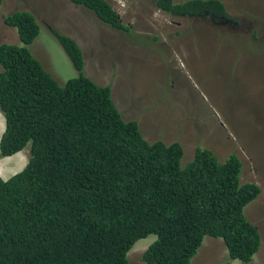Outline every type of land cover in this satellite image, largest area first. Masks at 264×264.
Here are the masks:
<instances>
[{
	"label": "trees",
	"instance_id": "trees-1",
	"mask_svg": "<svg viewBox=\"0 0 264 264\" xmlns=\"http://www.w3.org/2000/svg\"><path fill=\"white\" fill-rule=\"evenodd\" d=\"M70 1L129 30L105 0ZM154 6L172 17L231 20L219 0ZM4 23L18 42L0 45V158L27 146L29 156L21 172L0 177V264H128L134 244L150 235L144 264H190L205 237L222 239L229 260L252 261L261 234L243 211L260 188L241 183L236 155L219 161L197 147L181 168V144L148 142L136 120H123L110 85L83 74L72 38L51 31L78 74L60 84L31 51L41 32L35 17L16 11Z\"/></svg>",
	"mask_w": 264,
	"mask_h": 264
},
{
	"label": "rangeland",
	"instance_id": "rangeland-1",
	"mask_svg": "<svg viewBox=\"0 0 264 264\" xmlns=\"http://www.w3.org/2000/svg\"><path fill=\"white\" fill-rule=\"evenodd\" d=\"M105 1L128 31L110 28L70 0H2L0 45L18 42L4 17L27 11L41 29L31 51L44 69L60 84L78 76L51 31L72 38L82 50L83 74L110 85L123 120H136L148 142L181 144V168L197 147L219 161L236 155L241 183L260 188L244 215L262 238V250L249 264H264V0H219L231 23L172 17L157 10L154 0ZM258 26L262 42L255 45L251 31ZM4 128L0 114V137ZM28 148L19 152L23 158L2 159L9 174L0 167L4 179L24 169ZM154 240L150 235L136 242L128 264H144L141 255ZM197 252L190 264H243L227 260L219 238L205 237Z\"/></svg>",
	"mask_w": 264,
	"mask_h": 264
},
{
	"label": "clouds",
	"instance_id": "clouds-1",
	"mask_svg": "<svg viewBox=\"0 0 264 264\" xmlns=\"http://www.w3.org/2000/svg\"><path fill=\"white\" fill-rule=\"evenodd\" d=\"M169 15V14H168ZM228 20H226V22H227ZM83 61H84V59H83ZM71 62V61H70ZM72 64V63H71ZM73 66V65H72ZM74 68V67H73ZM74 70H75V68H74ZM76 71V70H75ZM87 77V76H86ZM1 114V113H0ZM2 115V114H1ZM3 117V116H2ZM3 120H4V118H3ZM4 124H5V120H4ZM21 152V151H20ZM15 155V154H14ZM13 156V155H12ZM19 157H22V155H21V153H19L18 152V154L16 153V158L18 159ZM6 158V157H5ZM23 158V157H22ZM2 159L3 158H0V167L5 171V173H6V170H5V167H4V165L2 164ZM26 165H27V161H26ZM25 168V167H24ZM21 172V171H20ZM241 172H242V168H241ZM2 173H3V171H2ZM7 174V173H6ZM7 175H9V174H7ZM6 175V176H7ZM14 176V175H13ZM1 178H5L4 177V174L2 175V176H0ZM8 179V178H7ZM7 179H4V180H7ZM248 183H251V182H248ZM255 184V183H254ZM257 185V184H256ZM258 186V185H257ZM254 201V200H253ZM251 203V202H250ZM249 203V204H250ZM245 209V208H244ZM243 213H244V211H243ZM245 217H246V214H245ZM248 220V219H247ZM251 222V221H250ZM252 223V222H251ZM253 224V223H252ZM255 227H256V225L255 224H253ZM257 228V227H256ZM258 229V228H257ZM222 240V239H221ZM223 242V241H222ZM261 243H262V238H261ZM260 247H261V245H260ZM261 250H262V247H261ZM199 251V250H198ZM261 252V251H260ZM259 252V253H260ZM198 253V252H197ZM253 259V258H252ZM227 260H229L228 258H227ZM231 261H236V260H231ZM239 262V261H238Z\"/></svg>",
	"mask_w": 264,
	"mask_h": 264
},
{
	"label": "bare ground",
	"instance_id": "bare-ground-1",
	"mask_svg": "<svg viewBox=\"0 0 264 264\" xmlns=\"http://www.w3.org/2000/svg\"><path fill=\"white\" fill-rule=\"evenodd\" d=\"M0 176H2V174L0 173Z\"/></svg>",
	"mask_w": 264,
	"mask_h": 264
},
{
	"label": "flooded vegetation",
	"instance_id": "flooded-vegetation-1",
	"mask_svg": "<svg viewBox=\"0 0 264 264\" xmlns=\"http://www.w3.org/2000/svg\"><path fill=\"white\" fill-rule=\"evenodd\" d=\"M229 23H231V21H229Z\"/></svg>",
	"mask_w": 264,
	"mask_h": 264
}]
</instances>
